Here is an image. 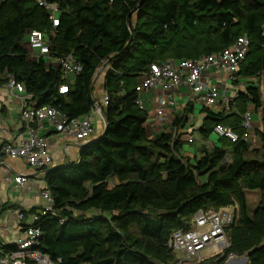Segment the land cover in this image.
I'll return each instance as SVG.
<instances>
[{
    "label": "trees",
    "instance_id": "1",
    "mask_svg": "<svg viewBox=\"0 0 264 264\" xmlns=\"http://www.w3.org/2000/svg\"><path fill=\"white\" fill-rule=\"evenodd\" d=\"M46 1L57 4V25L38 0H0V85L14 76L32 102L80 117L102 105L94 80L102 67L108 124L82 145L77 161L47 169L54 203L34 221L42 230L38 248L58 264L170 263L177 259L167 244L174 230L189 229L200 209L237 205L238 219L226 229L228 247L205 262L246 253V264H264V129L259 146L242 138L246 112L260 111L264 127V0ZM34 29L47 32L52 55L72 52L81 63L68 92L59 91L60 67L29 57L25 39ZM241 35L250 49L234 84L244 85L233 92L230 109L203 106L199 128L204 138L215 124L241 137L222 136V146L184 155L181 136L193 102L175 117L173 131L151 136L136 89L141 77L164 60L218 53ZM248 189L260 191L252 214ZM14 249L0 242V264Z\"/></svg>",
    "mask_w": 264,
    "mask_h": 264
},
{
    "label": "built area",
    "instance_id": "2",
    "mask_svg": "<svg viewBox=\"0 0 264 264\" xmlns=\"http://www.w3.org/2000/svg\"><path fill=\"white\" fill-rule=\"evenodd\" d=\"M39 4L51 11L53 24H58L57 4L38 0ZM32 47L29 56L34 55L44 58L47 64L60 67L64 82L59 86L61 93L69 90L70 83L74 77L82 70L81 63L72 52L62 56H54L50 51V41L48 34L43 30H30L26 34ZM250 49V39L247 35L239 36L236 41L224 50L204 55L199 59H168L152 66L140 79L136 89L140 94L145 90L160 86L165 90H170L182 84L192 88L193 93L201 96L205 105L219 106V108L230 109V102L233 94L226 92L219 83L206 79L208 72H218L226 74V82L235 86L234 81L239 66ZM109 69L113 67L108 65ZM8 85L19 93V97L24 102L21 118L27 128V133L19 139L6 140L0 146V162L5 157L22 158L24 162L34 169H48L54 165V156L50 150L48 136L43 132L52 127L57 134L68 135L74 138L81 145H85L94 139L95 125L93 115L100 113L102 105L108 102V95L103 92L102 105L95 103L92 111L80 117H69L59 108L50 105H37L36 103L26 105L24 97L20 94L26 91L25 85L18 82L14 76H10ZM163 102V99L160 100ZM173 103L172 100H170ZM141 103V102H140ZM142 106V104H141ZM156 114L164 119L162 107L157 108ZM243 125L246 128L242 135L244 139H250L252 130V112L244 114ZM264 129V127H263ZM213 132L219 137H228L231 141L238 140L241 135L230 126L215 124ZM193 138H189L192 141ZM7 180L24 185L30 182L25 174L9 175ZM44 200L38 211L32 214V221L24 227V235L20 236L14 243L15 249L6 257L1 258L5 264H26L27 260L33 264H58L50 256L41 251L38 246L42 230L34 224L39 214L47 213L52 209L54 199L48 189L41 191ZM30 208H20L17 210V218L24 221L25 210ZM239 211L237 206L223 207L218 210H198L193 217L192 226L189 229L174 230L169 239L168 246L176 253L177 259L174 262L164 264H246V255L229 253L223 259H214L206 263L205 260L211 256L222 252L229 245L227 228L238 219Z\"/></svg>",
    "mask_w": 264,
    "mask_h": 264
},
{
    "label": "crops",
    "instance_id": "3",
    "mask_svg": "<svg viewBox=\"0 0 264 264\" xmlns=\"http://www.w3.org/2000/svg\"><path fill=\"white\" fill-rule=\"evenodd\" d=\"M27 38V36H26ZM102 70V69H101ZM100 70V71H101ZM105 72V70L103 71ZM226 74L218 72H208L205 75L206 79L211 82H217L226 90V92L236 91L237 86L244 85V82L238 83L235 86L229 85L226 82ZM103 79V78H102ZM103 83V82H102ZM102 85V84H101ZM104 89L101 87L95 90L96 97L102 98ZM25 99L26 105L34 104L31 101V95L27 91L20 93ZM163 99V102L160 100ZM173 101V103L170 102ZM140 102L148 111L149 117L146 121V127L151 136H159L163 131L174 130L173 122L177 115H182L184 109L189 102H193V111L188 114V120L183 128L181 139L183 141L182 153L190 157L201 156L205 150H210L214 146H222L220 142L223 139L215 138L212 133L204 138L199 132L205 113L202 112L203 106H207L201 96L193 93L192 88L187 85L175 86L170 90H165L160 86L145 90L140 94ZM23 101L19 97V93L11 88L7 83L0 85V146L6 140L19 139L27 133L25 123L21 118ZM201 103V105H198ZM198 106V107H197ZM162 107L164 111V119H161L157 114V108ZM214 110H220L219 106H212ZM93 123L95 125V133L93 139H97L104 131L105 123L102 114L93 115ZM263 129L261 123V112H252V130L250 142L252 146L260 145L259 132ZM48 136L50 150L54 156V165L58 166L70 161H77L82 149L81 143L68 135H60L50 127L43 132ZM193 138L189 141V138ZM187 142L189 148L184 147ZM225 148H230L228 145ZM52 166V167H53ZM48 173L46 169H34L28 166L22 158L5 157L0 162V242L6 244H14L16 240L24 235L25 225H29L32 221V214L38 211L44 200L41 196V191L46 188L45 175ZM25 174L30 179V182L24 185L10 182L7 180L9 175ZM47 189V188H46ZM229 206L231 208L235 207ZM35 207L24 221H20L16 214L20 208ZM246 255V263L248 255Z\"/></svg>",
    "mask_w": 264,
    "mask_h": 264
},
{
    "label": "rangeland",
    "instance_id": "4",
    "mask_svg": "<svg viewBox=\"0 0 264 264\" xmlns=\"http://www.w3.org/2000/svg\"><path fill=\"white\" fill-rule=\"evenodd\" d=\"M25 43H26V46L28 48L29 51H32V47L28 41V39L26 38L25 39ZM31 59H34V60H38L39 57L38 56H34V55H31L29 56ZM97 78V81H96V88L95 90L97 91L98 89L101 88V84L103 82V72L102 71H99V73L96 74V77L94 79ZM258 80V79H257ZM263 94H264V89H263ZM97 96V94H95ZM198 105H201V103H198ZM198 107V106H197ZM212 136L215 137V138H219L218 135H216L214 132H212ZM251 139V137H250ZM222 144H224L225 142L224 141H220ZM184 147L185 148H189L188 146V143L185 142L184 143ZM246 195H247V199H248V207H249V213L252 214L253 211L256 209V207L258 206V203H259V199H260V191L258 189H248L246 191Z\"/></svg>",
    "mask_w": 264,
    "mask_h": 264
},
{
    "label": "water",
    "instance_id": "5",
    "mask_svg": "<svg viewBox=\"0 0 264 264\" xmlns=\"http://www.w3.org/2000/svg\"><path fill=\"white\" fill-rule=\"evenodd\" d=\"M101 69H102V67H100V68L97 70L96 74L99 73V71H100ZM96 74H95L94 78L96 77ZM94 80H95V79H94ZM94 102H96V100H94ZM96 103H97V102H96ZM101 114H102V116H103L104 123H105V128H104V131H105L108 122H107V119H106V117H105V115H104V112H103L102 110H101ZM104 131H103V133H104ZM103 133H102V134H103ZM102 134H101V135H102ZM101 135H100V136H101ZM100 136H99V137H100Z\"/></svg>",
    "mask_w": 264,
    "mask_h": 264
}]
</instances>
